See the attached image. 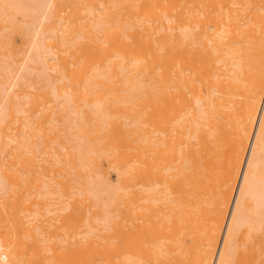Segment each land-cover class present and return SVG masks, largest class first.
<instances>
[{
  "label": "bare ground",
  "instance_id": "bare-ground-1",
  "mask_svg": "<svg viewBox=\"0 0 264 264\" xmlns=\"http://www.w3.org/2000/svg\"><path fill=\"white\" fill-rule=\"evenodd\" d=\"M263 97L264 0H0V264H264Z\"/></svg>",
  "mask_w": 264,
  "mask_h": 264
},
{
  "label": "rangeland",
  "instance_id": "rangeland-1",
  "mask_svg": "<svg viewBox=\"0 0 264 264\" xmlns=\"http://www.w3.org/2000/svg\"><path fill=\"white\" fill-rule=\"evenodd\" d=\"M263 99H264V97H263ZM263 226H264V225H263ZM253 228H256V227H253ZM257 228H258V227H257ZM257 228H256V229H257ZM262 228H264V227H262ZM262 228H260L259 230H261ZM245 230H246L245 227H242V228H241V231H244V233H245V232H248V231H245ZM249 230H250V228H249ZM250 231H251V230H250ZM250 231H249V234H251ZM252 231L255 232L256 234L259 233V232H262V231H256L255 229H252ZM252 231H251V232H252ZM253 232H252V233H253ZM255 233H253V235H254ZM239 234H241V233H239ZM242 234H243V233H242ZM249 234H248V235H249ZM262 234H263V236H262ZM262 234H259V235H261V236L264 238V231L262 232ZM259 235H255V236H256V237H259ZM249 236L253 237L252 234L249 235ZM251 237H250V238H251ZM256 237H253L254 239L252 238V240H254V241H253L254 243H253V242H250L251 240L249 239V237H247V235H246V237H245V240H246L247 243H248V242L253 243V245L251 244L252 246H251L250 244H248V245H250V246L253 247V248L255 247L254 249H255L256 251H257V250L259 251V252H257L258 254H259V253L262 254V252H264V251H263V250H264V246H263V247H262V246L259 247V248H260V249H259L258 247H256V245H257V244H259V245H263V244H264V243H263L264 240H263L262 237H261V238L259 237V239H255ZM255 241H256L257 243H256ZM258 241H260V242H262V243H260V242L258 243ZM244 242H245V241H244ZM243 244H244V243H243ZM245 245H247V244H245ZM245 245H243V246H245ZM259 245H258V246H259ZM243 248H244V247H243ZM253 248H252V249H253ZM252 249H251V250H252ZM262 249H263V250H262ZM260 250H261V251H260ZM261 254H260V255H261ZM263 255H264V254H263Z\"/></svg>",
  "mask_w": 264,
  "mask_h": 264
}]
</instances>
